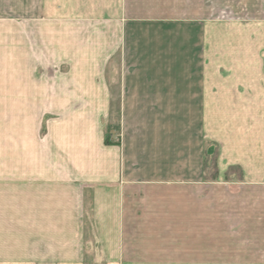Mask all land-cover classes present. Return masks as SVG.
Listing matches in <instances>:
<instances>
[{
  "label": "crops",
  "instance_id": "crops-1",
  "mask_svg": "<svg viewBox=\"0 0 264 264\" xmlns=\"http://www.w3.org/2000/svg\"><path fill=\"white\" fill-rule=\"evenodd\" d=\"M232 10L38 0L18 35L0 21V110L18 109V165L0 151V231L18 245L0 264L249 252L198 243L263 198L264 23Z\"/></svg>",
  "mask_w": 264,
  "mask_h": 264
},
{
  "label": "rangeland",
  "instance_id": "rangeland-1",
  "mask_svg": "<svg viewBox=\"0 0 264 264\" xmlns=\"http://www.w3.org/2000/svg\"><path fill=\"white\" fill-rule=\"evenodd\" d=\"M36 4H38V0H0V21L11 24V33L18 35V22L21 23L27 17L29 18L31 5ZM230 5L233 9L232 11H235V9L236 11L241 10V16H246L247 19L255 18L256 21L264 23V0H230ZM238 15L240 14H229L231 18ZM22 17L23 19H21ZM2 119H4L5 124L2 123ZM0 125V151L6 150L7 158L5 159L8 165H14L15 163L18 165V109L0 110ZM258 198L256 197L255 201H259ZM238 209L240 214L237 216L241 215L244 221L230 223V230L232 231L230 234L233 236L222 237L219 235L211 238L204 235L199 237L198 243L200 247L213 244L218 250L222 248H229L232 251L235 249H247L249 252L232 253L230 251L231 253L200 254L199 264H264V191L261 205H255L254 199H248L247 205L238 206ZM256 217L257 220L255 219ZM15 224L18 223H12L13 226ZM17 231L18 227L14 230H1L0 245L3 243L8 246L18 245ZM4 234L6 235L4 236ZM253 250L260 251L255 253Z\"/></svg>",
  "mask_w": 264,
  "mask_h": 264
},
{
  "label": "trees",
  "instance_id": "trees-1",
  "mask_svg": "<svg viewBox=\"0 0 264 264\" xmlns=\"http://www.w3.org/2000/svg\"><path fill=\"white\" fill-rule=\"evenodd\" d=\"M106 142H107V143H110L111 141H110L109 139H106Z\"/></svg>",
  "mask_w": 264,
  "mask_h": 264
}]
</instances>
